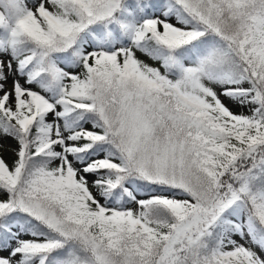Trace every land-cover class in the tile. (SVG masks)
I'll return each instance as SVG.
<instances>
[{
    "label": "snow or ice",
    "instance_id": "1",
    "mask_svg": "<svg viewBox=\"0 0 264 264\" xmlns=\"http://www.w3.org/2000/svg\"><path fill=\"white\" fill-rule=\"evenodd\" d=\"M0 264H264V0H0Z\"/></svg>",
    "mask_w": 264,
    "mask_h": 264
},
{
    "label": "rangeland",
    "instance_id": "2",
    "mask_svg": "<svg viewBox=\"0 0 264 264\" xmlns=\"http://www.w3.org/2000/svg\"><path fill=\"white\" fill-rule=\"evenodd\" d=\"M5 158L7 159V161H8L9 163H11V161H12V159H13V157L11 156V154H5Z\"/></svg>",
    "mask_w": 264,
    "mask_h": 264
}]
</instances>
